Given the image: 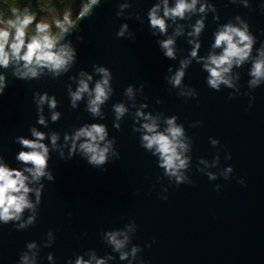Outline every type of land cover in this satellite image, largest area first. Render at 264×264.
Instances as JSON below:
<instances>
[{
	"label": "water",
	"instance_id": "1",
	"mask_svg": "<svg viewBox=\"0 0 264 264\" xmlns=\"http://www.w3.org/2000/svg\"><path fill=\"white\" fill-rule=\"evenodd\" d=\"M175 3L169 0L170 7ZM248 3L200 0L195 13L167 20L165 35L148 20L162 0H100L62 41L76 51L67 71L57 75L45 69L37 79L19 80L13 67L0 68L8 84L0 96V156L10 167H25L15 157L30 150L16 138L34 139L35 128L45 134L41 142L49 148L47 171L53 176L30 185H43L33 225L18 230L17 221L0 223V264H20L21 254H33L27 248L32 242L37 264H68L81 255L90 261L92 253L106 264H264V80L251 84L254 60L264 48V0ZM200 4L215 11L200 13ZM238 15L255 38L252 55L232 68V87L222 84L216 90L208 84L204 58L220 53L212 47L215 33L222 25H238ZM201 19L205 28L199 37L190 36ZM124 25L127 31L120 37ZM169 37L175 39V59L167 58L158 43ZM193 40L201 45L198 58L190 55ZM185 60L191 63L181 85L174 86L171 78ZM97 67L111 74V92L100 115L89 111L87 93L76 106L71 97L87 75L93 77L90 89L95 88L102 79ZM37 93L55 97L57 107L45 103L41 113ZM118 105L126 108L120 118ZM138 112L156 119L160 131L173 117L183 128L188 164L180 170L182 181L167 175L154 149L143 146V124L150 121ZM54 113L60 114L57 121ZM41 114L45 125L38 123ZM93 124L106 127V142L112 145L101 166L90 164L79 150L69 158L71 141L65 139ZM53 134L59 137L55 147ZM30 200L36 202L34 193ZM32 215L25 210L22 222ZM109 232L127 233L122 251L128 259L121 260L108 242Z\"/></svg>",
	"mask_w": 264,
	"mask_h": 264
},
{
	"label": "clouds",
	"instance_id": "2",
	"mask_svg": "<svg viewBox=\"0 0 264 264\" xmlns=\"http://www.w3.org/2000/svg\"><path fill=\"white\" fill-rule=\"evenodd\" d=\"M237 0H232L236 3ZM100 0H87L81 10L73 19L70 10H65L61 18L53 17L48 22L47 17L37 19V13L28 7L20 8L15 2L8 3L0 8V68H14L13 75L19 80H32L39 78L43 71L47 69L59 75L61 71H67L69 65L74 62L76 51L70 44H63L65 36L76 25L79 19L88 16L94 6L98 5ZM200 0H176L175 6H169V0H162V5L154 6L148 13V20L151 28L158 29L161 34H167V20L176 21L177 18L185 19L189 13L197 11V4ZM244 7H249L248 0H242ZM161 7L163 16L160 15ZM6 9V10H5ZM208 9L215 11V7L209 4H200L198 11L205 13ZM11 13L9 16L8 13ZM219 19V16H216ZM238 25L228 23L222 25L215 33V42L213 49H220V53L213 52L207 58H204V69L209 73L208 84L211 88L219 90L220 86L227 85L232 87V80L229 76L234 66H242L247 61L253 50L255 42L254 36L249 31L248 23L239 15L236 16ZM34 26V27H33ZM127 25H124L118 36L123 37L127 31ZM205 28L204 19L198 20L193 26L190 36L199 37ZM55 29V31L53 30ZM178 29L176 35H180ZM159 46L163 54L170 59L176 58L175 39L169 37L166 40L159 41ZM194 45L190 55L192 58H198V52L201 47L195 40L190 41ZM199 62V61H198ZM191 60L181 62V69L171 78L174 86H180L185 76V71ZM96 71L102 74V79L95 84L94 89H90V82L93 77L90 75L82 78L79 82V88L76 92H71L73 106L76 102L83 99L87 93L89 99V111L94 115H100V106L108 99L110 88L111 74L108 69L97 67ZM85 74H82L84 76ZM251 75L254 79L251 81L252 86H258L261 80H264V48L259 50V58L254 60ZM8 87L7 77L0 74V96L5 94ZM71 91V90H70ZM128 94L132 95V89H128ZM38 99L36 103L38 110L43 112V105L48 103L49 107L55 109L57 101L55 97L49 98L47 94H36ZM146 107V105H145ZM118 118L126 112L123 105L115 108ZM138 116L143 117L148 123L143 124V130L147 133L143 135L144 147L153 150L154 154L160 157V166L165 169L166 174L177 177L178 182L183 180L179 174L180 170L185 169L188 160L184 158V152L187 151V145L183 142L184 130L177 126L176 118L173 117L166 121L168 127L165 131L159 130L156 119L150 115L145 116L143 112H138ZM60 118L59 113L52 115V120L57 121ZM38 123L45 125L46 121L41 114ZM118 127V125H117ZM34 139L17 137L16 142L30 151H20L15 159L21 162L25 167L13 168L4 162L0 156V223L7 224L11 221H17L18 230L26 229L29 225L36 222V205L41 201L43 185L40 188L30 187L36 184L43 177L49 180L53 179L50 172L47 171L49 157V148L42 143L45 134L32 130ZM107 131L103 125H88L75 132L72 137H65L66 141H71L69 158L79 150L92 165L101 166L108 160V154L111 148V142H106ZM59 137L53 134L51 142L53 147L57 145ZM83 140V142H80ZM79 142V143H78ZM215 145L218 141L213 140ZM67 146V145H65ZM63 155V153H61ZM31 165V166H28ZM233 169L229 167L228 173ZM28 173L29 175H26ZM211 176V174H209ZM216 179L215 176H211ZM243 184V181H241ZM35 194L36 202L30 200V194ZM29 210L33 213L26 222L23 221V213ZM51 235V233H49ZM108 242L114 247V250L120 252V259H128V253L122 250L128 243L127 233L109 232L106 234ZM123 236V239L119 237ZM51 246V245H46ZM27 248L32 255L27 252L20 255V264H37V256L34 250L37 249L35 242L28 243ZM138 249L133 248L131 254L135 256ZM90 261H85L83 256H77L74 260L68 261V264H106L104 259H97L94 253L91 254ZM47 259L54 261L55 257L49 254ZM109 260L113 259L111 256Z\"/></svg>",
	"mask_w": 264,
	"mask_h": 264
},
{
	"label": "trees",
	"instance_id": "3",
	"mask_svg": "<svg viewBox=\"0 0 264 264\" xmlns=\"http://www.w3.org/2000/svg\"><path fill=\"white\" fill-rule=\"evenodd\" d=\"M8 3L15 2L18 7L21 9L24 7L30 8L31 11L36 12L37 19H40L42 17H48L46 13H44L43 9H56L59 12L60 17H62V14L65 10H69L71 7V1L70 0H7ZM87 0H79V9L74 13V19L76 18V15L81 10L84 3H86ZM5 5V0H0V8H3ZM6 10V9H5ZM8 15L10 16L11 13L9 12ZM34 27V26H33ZM55 31V29H53Z\"/></svg>",
	"mask_w": 264,
	"mask_h": 264
},
{
	"label": "rangeland",
	"instance_id": "4",
	"mask_svg": "<svg viewBox=\"0 0 264 264\" xmlns=\"http://www.w3.org/2000/svg\"><path fill=\"white\" fill-rule=\"evenodd\" d=\"M65 1V0H64ZM67 1V0H66ZM71 1V7H70V12L72 15V18L74 19V13L78 11L79 9V0H70ZM44 13L48 15L47 20L48 22H51L53 17L55 18H61L59 15V12L56 9H43Z\"/></svg>",
	"mask_w": 264,
	"mask_h": 264
}]
</instances>
